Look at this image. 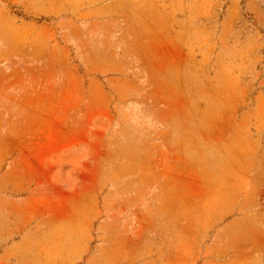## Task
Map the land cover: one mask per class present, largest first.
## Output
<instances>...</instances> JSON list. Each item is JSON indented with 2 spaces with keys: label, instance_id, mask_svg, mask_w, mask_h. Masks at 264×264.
Wrapping results in <instances>:
<instances>
[{
  "label": "rangeland",
  "instance_id": "obj_1",
  "mask_svg": "<svg viewBox=\"0 0 264 264\" xmlns=\"http://www.w3.org/2000/svg\"><path fill=\"white\" fill-rule=\"evenodd\" d=\"M13 163L89 183L122 264L131 243L139 264H264V0H0V179Z\"/></svg>",
  "mask_w": 264,
  "mask_h": 264
},
{
  "label": "crops",
  "instance_id": "obj_2",
  "mask_svg": "<svg viewBox=\"0 0 264 264\" xmlns=\"http://www.w3.org/2000/svg\"><path fill=\"white\" fill-rule=\"evenodd\" d=\"M22 172L41 176L26 193L16 180L10 179L23 175ZM66 172L59 168H41L27 173L15 163L3 170L0 179V239L5 244L1 251V264H122L116 255L111 257L110 252H105L107 239L110 240V248L114 246V234L109 223L116 218H110L99 197L95 199L91 196L89 183L73 184L68 181ZM81 175L84 176V173ZM177 194L159 195L155 197L157 203H154L153 195H147L142 212L138 208L131 210L129 220L136 225L131 227V232L139 234L141 224L145 225L147 234L153 231V225L158 220L154 211L165 210L166 205L176 207L180 202ZM172 217L174 221L179 218ZM158 218L164 221L163 218L167 217ZM131 244L132 257L128 261L139 264L141 254L138 246ZM163 260L174 264L182 261L179 254L172 258L164 257ZM140 264H154V259L147 258Z\"/></svg>",
  "mask_w": 264,
  "mask_h": 264
}]
</instances>
